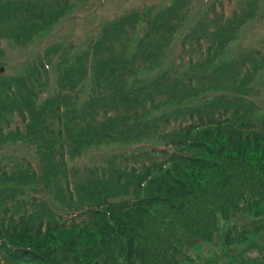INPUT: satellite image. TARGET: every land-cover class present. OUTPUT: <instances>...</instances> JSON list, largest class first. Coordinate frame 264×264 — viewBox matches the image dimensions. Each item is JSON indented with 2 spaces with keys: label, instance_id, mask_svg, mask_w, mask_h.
<instances>
[{
  "label": "trees",
  "instance_id": "16d2710c",
  "mask_svg": "<svg viewBox=\"0 0 264 264\" xmlns=\"http://www.w3.org/2000/svg\"><path fill=\"white\" fill-rule=\"evenodd\" d=\"M81 2L0 0V264H187L201 243L257 264L262 243L231 249L264 232V44L225 55L264 2L143 4L79 52L45 43Z\"/></svg>",
  "mask_w": 264,
  "mask_h": 264
},
{
  "label": "rangeland",
  "instance_id": "374dc122",
  "mask_svg": "<svg viewBox=\"0 0 264 264\" xmlns=\"http://www.w3.org/2000/svg\"><path fill=\"white\" fill-rule=\"evenodd\" d=\"M174 0H83L81 3H77L73 8L67 12L66 16L61 18L57 23H55L49 34H42V39L45 43L53 42H63L66 46L72 41L75 43V51L79 52L80 47L84 46L88 40L96 36V31L101 27L102 24L106 22H112L115 18L122 17L124 14L137 10L142 4H158L160 7H165L171 4ZM264 0H261L260 5H262ZM261 7V6H260ZM137 32V31H136ZM261 44H264V4L262 5V16L256 18L250 23L247 24L240 32L238 38L233 41L226 52V57L236 56L238 53L252 51L260 47ZM179 48L178 39L174 40L169 44L166 51L164 52L163 60L160 63L159 69H154L151 72V75H155L158 72H162L168 68L179 55L176 49ZM77 53V52H76ZM7 61L12 62L18 55L14 53L9 48L6 49ZM150 75V76H151ZM54 84L51 81L49 89L46 93L42 94V97L49 96L53 93ZM10 151L12 148H8ZM109 147H101L99 150L103 152H108ZM22 155H29L30 149L26 145L18 144L15 149ZM100 151L98 149L89 151L86 157H82L77 161L78 165L95 163L98 160ZM244 180H242L243 184ZM261 190L264 195V179L260 185ZM248 190L243 189V193H246ZM239 225L243 226L249 221L243 218V215L237 218ZM88 233V230L82 231V234ZM263 244L264 250V232L248 237L244 242V245L236 246V248L231 249L233 251L243 250L246 244ZM251 248V247H250ZM73 249L81 254L83 247L77 245L76 248L70 247V251ZM219 247L214 246L213 244L201 243L198 245V248H195L189 252V257L191 261L187 264H202L207 258H214V261L219 259V264L226 263L228 258H225V261H222L223 258L219 256ZM249 249V248H248ZM76 254V253H75ZM246 257L250 259L259 261L257 264H264V252L259 253L256 248L251 251L245 250L243 253ZM76 260L81 263L84 262V257L78 256ZM221 258V259H220ZM85 264V263H83Z\"/></svg>",
  "mask_w": 264,
  "mask_h": 264
}]
</instances>
